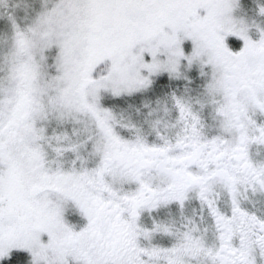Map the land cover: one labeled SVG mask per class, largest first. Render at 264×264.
<instances>
[{
  "label": "snow or ice",
  "instance_id": "obj_1",
  "mask_svg": "<svg viewBox=\"0 0 264 264\" xmlns=\"http://www.w3.org/2000/svg\"><path fill=\"white\" fill-rule=\"evenodd\" d=\"M0 264H264V0H0Z\"/></svg>",
  "mask_w": 264,
  "mask_h": 264
}]
</instances>
